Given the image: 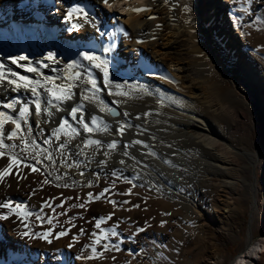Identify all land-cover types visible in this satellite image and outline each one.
<instances>
[{
    "label": "bare ground",
    "instance_id": "1",
    "mask_svg": "<svg viewBox=\"0 0 264 264\" xmlns=\"http://www.w3.org/2000/svg\"><path fill=\"white\" fill-rule=\"evenodd\" d=\"M101 2L0 0V172L12 163L10 174L0 176V205L22 209L5 220L0 207V227L9 230L0 228V264H64L53 246L43 260L34 257L41 246L24 236L25 225L53 203L44 200L78 195L86 218L101 219L111 210L105 189L117 184L124 191L132 183L174 193L184 215L168 242H146L144 231L122 238L124 264H175L182 233L200 232L209 222L231 228L247 207L248 241L229 264H251L252 253L244 252L253 243L264 264V240L253 233L264 218V64L236 20L248 1L132 0L143 11L118 15L113 25L102 16ZM85 53L97 59L89 61ZM49 89L71 98L56 99ZM248 117L254 150L235 143L246 135ZM211 179L219 189L207 208L202 186ZM185 196L197 204L190 206Z\"/></svg>",
    "mask_w": 264,
    "mask_h": 264
},
{
    "label": "rangeland",
    "instance_id": "2",
    "mask_svg": "<svg viewBox=\"0 0 264 264\" xmlns=\"http://www.w3.org/2000/svg\"><path fill=\"white\" fill-rule=\"evenodd\" d=\"M147 1L148 0H144L143 5H146ZM247 1L249 2V5L248 2H246V4L240 9L241 12L236 13V20L239 25L241 24L240 28L244 30V33H246L244 34V36L246 35V42L250 51H254L264 64V10L259 11V9H257V7L264 8V0ZM261 1L262 3H260ZM119 5H121V7L123 8H120ZM98 7L101 10L102 16L104 18H108L109 16L111 17L110 22H108L109 25H113L112 20H115L118 15L129 17L132 14L134 15V13L136 12L134 11V9H136V6L133 4L132 0L101 2L99 3ZM62 28L66 29V24H64ZM228 85L231 86L230 83H228ZM250 110L251 107L246 109V112H248L247 116L249 117L252 115V110ZM249 117L245 122V129L247 130H245L246 135L238 138L235 143L239 147H245L250 150H254L256 138L255 129L250 122L251 120H248L250 119ZM224 125L228 127L227 123H224ZM184 185L186 187H189L191 186V183L185 180ZM202 188L203 191L207 194L208 204H205V206L208 208L212 198L218 191L219 186L213 179H211L205 180L203 182ZM152 190L153 189L147 184L135 185L132 183L127 186V189L125 187V190L123 191L121 186L119 187V185L113 184V186L107 188V191H105L104 193L108 195V197L111 196L108 199L109 201L112 197L113 198L111 200L115 198L116 200H113L115 204L112 201H108V205L110 206L111 210H109L106 215L102 217L103 219H100V217H98L97 219L96 217H94V219H87L85 215V208L87 206L83 201L84 199L79 200L78 195H75L74 197L70 196V198L72 197V199H69V196H63L60 199H56L55 197L50 198L52 200L46 198L44 200V203L46 202V206L53 202L52 205H49V207L45 208L43 214L40 215L41 217L34 216V219L30 220L32 224L30 223V225H25L27 229L31 228L30 230H27V235L24 234L27 240L29 239L28 241L30 243H38L37 245L40 244L41 246L40 251L38 253H33V256H37L39 259L43 260L44 258H46V249L53 246L52 249L54 250V252L57 251L56 254L60 256V261L63 259L62 262L64 264H83L86 263L85 261H83L86 260L85 258H87V263L100 262L101 264H124V261L128 262L127 257L123 252L124 248L126 247L125 243L122 242L124 237L134 239L136 235L139 234L140 236L142 235V233L140 232L144 231V234L146 235V242H148L147 239H149L150 237V239L153 238L154 240H158L159 242H164V240L168 242V240H170L168 239V237L170 238V236L174 235L175 228L176 226H178L176 224L180 222V218L184 215V210L181 209V206L179 204L182 201L174 193H170L167 191L165 192V190H161L159 191V193H157L155 191L153 192ZM117 191L121 192L117 193ZM96 193L98 194V192L95 191L94 195ZM97 194L96 197L98 196ZM191 197L185 196V198L183 199L184 201L188 199L186 202L190 206H195L198 201H195ZM63 198H65V200ZM46 200L48 201V203ZM74 200H78L80 202L78 203V201L76 202ZM117 200L119 201V203ZM86 203L90 202L86 200ZM80 205L83 206L81 207ZM128 205H131V208H128ZM10 206L15 209L13 210L11 207H3L4 210L1 212L2 217H7L6 219L4 218L5 220H8L13 216H17V214H20V212L22 211L21 209L19 212V207L17 206ZM51 208L54 209V212L51 211ZM46 209L48 210L46 211ZM9 211H11L12 213H9ZM15 211H18V213H15ZM10 214L12 215L10 216ZM74 214L75 216H73ZM36 217H39V219ZM109 217L111 218L109 219ZM249 217V207H247L244 215L239 214V216L235 218L234 225L231 228L230 226H228V222L222 224L221 226H218L214 222H209L200 232L188 235L182 233L180 236L181 239H183V244L181 248H179L178 246L177 249L179 250H176V253H178V259L177 262L174 263L229 264L247 244ZM98 221L100 222L99 227H97ZM0 228H2V232L8 233L9 231L7 226L4 224H2ZM144 228L145 230H143ZM45 232L49 233L46 238L43 235ZM60 232L65 233V235H58ZM113 232H115V235L113 234ZM253 233L257 237V240H264V218H262V220L258 219L256 221ZM64 238L71 240L74 243V246L69 245L70 248L68 249V244L66 245L64 242H62L65 240ZM97 240H99V243H97ZM253 245L255 250L259 251V253L254 254V252H252L254 248L250 253L246 252L245 250V257L252 253V262L254 264H260L258 260L262 252L259 248L256 247L255 243H253ZM56 248L57 250H55ZM215 248L218 249L217 252L215 251ZM93 249H95V251H93ZM42 251L45 252L43 253ZM83 253L84 255H82ZM88 257L91 259V261L88 260ZM252 262L251 264H253Z\"/></svg>",
    "mask_w": 264,
    "mask_h": 264
},
{
    "label": "snow or ice",
    "instance_id": "3",
    "mask_svg": "<svg viewBox=\"0 0 264 264\" xmlns=\"http://www.w3.org/2000/svg\"><path fill=\"white\" fill-rule=\"evenodd\" d=\"M105 2H107V0H105ZM134 11H143V9H134ZM151 18V17H150ZM84 58L85 59H87V60H89V61H93V60H95V59H97L96 57H93V56H89V55H87L86 53L84 54ZM20 59H26V57H21ZM15 62V61H14ZM97 67H99V65H97ZM27 71H29V72H35L36 71V68H34V67H28L27 68ZM79 77V74H77V78ZM105 78H107V72H105ZM20 80H24V81H28V78L27 77H24V76H21L20 77ZM9 83H13L12 81H9ZM90 83L92 84V86H93V88H95V82L94 81H90ZM21 85H19V84H17V87L19 88ZM23 87H28V83H25L24 85H23ZM49 91H52V93H53V95L56 97V99H70L71 98V96L70 95H67V96H64V95H60V96H57L56 95V92L55 91H53L52 89H49ZM32 92L33 93H35L36 92V89L35 88H32ZM85 99H89V97H87V96H85ZM8 107H12V105H8ZM35 108H36V112H37V114H39L40 113V103L37 101L36 103H35ZM29 112V108L27 107V105L24 107V108H22L21 109V115L22 116H24L25 114H27ZM76 112H77V109L76 108H73L72 109V115L73 116H75V114H76ZM3 114L2 113H0V116H2ZM10 119V118H9ZM64 123H66V122H64ZM2 124H3V121H0V126H2ZM19 127H20V125H19V123H17V125H16V128L17 129H19ZM61 127L63 128L64 127V124L62 123L61 124ZM88 131H91V129L90 128H88V125L87 124H85V126H84ZM12 135H15V132H13L11 135H10V137L9 138H11V136ZM0 143H2V141H0ZM93 143H99V141H93ZM115 145H111V147H114ZM3 155H5L4 153H2V152H0V156H3ZM12 160H15V157H13V158H11ZM12 168V163H10L9 165H8V167L6 168V169H4L2 172H0V176H5V175H8V174H10V169ZM38 169L37 168H35V167H33L32 168V171H37ZM105 191H107V189H105ZM91 193H89V196L91 197ZM100 196H103V193H100ZM100 197L99 196H97L96 197V199H99ZM113 203H115L114 201H113ZM81 207L83 206V205H80ZM0 207H10V205L9 204H3V205H0ZM17 207H19V206H17ZM3 218H7L6 216L5 217H3ZM111 217H109V219H110ZM101 219H103V218H101ZM100 226V222L98 221L97 222V227H99ZM48 234L49 233H47V232H45L43 235H44V237L46 238L47 236H48ZM113 234L115 235V232H113ZM25 235H27V233H25ZM58 235H65V233H59ZM97 243H99V240H97ZM93 251H95V249H93Z\"/></svg>",
    "mask_w": 264,
    "mask_h": 264
},
{
    "label": "water",
    "instance_id": "4",
    "mask_svg": "<svg viewBox=\"0 0 264 264\" xmlns=\"http://www.w3.org/2000/svg\"><path fill=\"white\" fill-rule=\"evenodd\" d=\"M112 111V110H111Z\"/></svg>",
    "mask_w": 264,
    "mask_h": 264
}]
</instances>
